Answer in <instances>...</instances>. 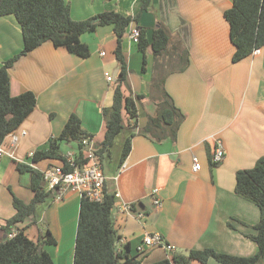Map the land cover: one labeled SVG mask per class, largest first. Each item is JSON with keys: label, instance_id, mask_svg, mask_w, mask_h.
I'll return each mask as SVG.
<instances>
[{"label": "crops", "instance_id": "0c3cea01", "mask_svg": "<svg viewBox=\"0 0 264 264\" xmlns=\"http://www.w3.org/2000/svg\"><path fill=\"white\" fill-rule=\"evenodd\" d=\"M66 1L75 20L110 10L133 16L141 13L123 38L128 79L122 89L126 96H143L138 101V124L122 134L124 141L134 132L124 163L119 165L121 148L118 154L110 152L105 158L111 172L105 173L106 186L119 193L112 212L118 249L129 246L130 254L146 264L207 247L237 256L253 255L257 245L247 234L255 232L260 209L238 195L235 186L237 171L252 168L264 156V46L258 54L232 60L235 46L224 12L233 0H151L145 11H141L142 0ZM161 25L169 31L171 45L159 58L149 46L144 71L143 53L132 42L130 30L144 26L151 38L152 30ZM81 40L90 46L87 58L45 41L9 69L11 94L31 90L37 105L3 142L11 155L0 157V240L5 235L2 227L16 213L13 194L26 203L34 196L30 174L20 172L18 162L29 164L31 152L47 148L50 138L60 134L73 113L97 144L104 140L102 110L112 105L115 88L106 73L115 76L120 69L114 53L117 37L112 25H99L82 34ZM23 47L16 17L0 16V67ZM185 49L189 57L186 65L180 56ZM162 78L164 82L155 87V79ZM163 88L183 117L175 138L166 126L153 130L161 139L142 131L149 117L157 113ZM123 116L129 126L125 110ZM14 135L18 140L12 146ZM218 140L225 158L214 165L211 158ZM68 144H61L62 152L70 151ZM195 158L202 164L198 171L193 170ZM51 163L43 160L34 167L44 169ZM155 188L162 199L159 207L152 199ZM81 200L77 192H67L62 198L50 192L36 212L16 224L13 231L25 228L30 238L38 240L49 229L57 243L43 248L54 264H73ZM154 232L162 234L175 251L168 252L163 246L138 251L144 236ZM206 264L221 263L210 259Z\"/></svg>", "mask_w": 264, "mask_h": 264}, {"label": "trees", "instance_id": "16d2710c", "mask_svg": "<svg viewBox=\"0 0 264 264\" xmlns=\"http://www.w3.org/2000/svg\"><path fill=\"white\" fill-rule=\"evenodd\" d=\"M150 1L142 0L141 11L147 10ZM140 14L125 15L110 10L85 20H75L71 16L70 5L66 0H0V16L14 15L21 25L24 37L23 49L0 67V145L20 128L37 105L36 94L31 90H24L15 96L11 94L10 67L21 56L33 51L45 41H51L56 47H64L72 54L87 58L91 50L90 46L81 40L82 34L94 31L99 25H112L117 37L114 53L120 69L115 80L113 103L102 110L106 121V133L104 140L98 143V155L103 164L104 159L111 154L116 137L129 127H137L138 124V101L143 96L141 94L126 96L122 86L127 84L128 79L123 38L132 22L139 21ZM224 17L230 25V38L235 46L232 56L234 62L248 57L255 48L264 46V0H233L232 7L225 10ZM139 28L141 35L137 46L143 53L145 71L146 49L151 46L157 58L165 55L171 45V36L163 25L152 30L151 38L147 36L146 27L139 26ZM183 52L180 56L186 65L189 62L188 51L185 49ZM163 82L164 78L155 79L153 83L158 88ZM124 110L131 121L129 126L124 120ZM182 118L181 112L163 88L158 100L157 113L149 117L142 131L153 133L161 139L162 136L155 134L153 130L166 126L169 134L175 138ZM133 135L134 132L131 131L123 141L119 165L124 163L130 152ZM87 137L91 136L82 128L80 117L73 113L60 134L50 138L47 148L36 149L33 152V156L30 157L31 164L17 163L20 172H29L30 188L34 196L29 203H26L13 194L16 213L2 227L5 235L0 240V264L16 262L54 264L51 254L43 248L44 244L57 243L49 229L40 234L38 240L30 238L25 228H18L13 237L8 235L13 232L16 224L24 222L33 215L38 205L45 202L50 194V191H46L44 187L42 170L34 167V164L49 160L54 162L50 165L61 164L67 167L66 152H62L61 144L77 142V149L82 151L83 155L80 141ZM235 192L256 203L260 209V220L253 226L255 232L247 234L257 245L253 255L237 256L207 247L192 249L188 254L174 253L169 258L149 264H191L193 261L206 264L210 259H215L221 264H261L264 258V156L259 158L252 168L237 171ZM115 203V192L110 191L106 183L104 198L101 201L82 197L73 264H146L130 254L129 246L122 250L118 249L119 236L112 213ZM229 225L233 227L231 223Z\"/></svg>", "mask_w": 264, "mask_h": 264}, {"label": "built area", "instance_id": "2783aa9c", "mask_svg": "<svg viewBox=\"0 0 264 264\" xmlns=\"http://www.w3.org/2000/svg\"><path fill=\"white\" fill-rule=\"evenodd\" d=\"M141 31L138 26H134L130 30V38L132 42L138 43ZM260 47L253 50L252 53L258 54ZM105 55V52H101ZM107 79L110 82H115L116 77L110 73H106ZM18 138L13 136L12 146H15ZM83 146V155L80 150H70L66 152V166L61 164H54L40 169L43 172V182L46 191L55 192L59 198H62L67 192H77L81 197L89 198L94 201H101L104 198V185L106 175L103 169L102 162L98 155V144L94 138L87 137L80 141ZM5 154L11 155L4 149L3 144L0 145V157ZM33 156V152L29 154ZM225 150L222 143L218 140L215 146L212 163L217 164L224 160ZM31 164V163H30ZM202 168L201 162L195 158L193 170L198 171ZM152 199L155 206L162 205V199L159 194V188L152 191ZM119 195L118 192L115 193ZM129 206H126V208ZM17 231L9 233V237L15 236ZM156 246H163L168 252H174L175 246L170 244L163 238L162 234L158 232L146 234L142 243L138 246V251L142 252Z\"/></svg>", "mask_w": 264, "mask_h": 264}, {"label": "rangeland", "instance_id": "374dc122", "mask_svg": "<svg viewBox=\"0 0 264 264\" xmlns=\"http://www.w3.org/2000/svg\"><path fill=\"white\" fill-rule=\"evenodd\" d=\"M123 133H121V134H119L117 137H116V139H115V142H114V145L112 146V148H111V152H112V154L113 155H116V153L118 154V152H119V149L121 148V151H122V146H123V141H122V135ZM120 145H122V146H120ZM66 146V145H65ZM69 148H70V150L72 149L73 150V147H75V149L74 150H76L77 149V142H73V143H70V144H68L67 145ZM71 146H73V147H71ZM121 154V153H120ZM103 163H104V172L106 173V174H108V175H110L111 174V172H110V163H109V160H108V158L107 159H104V161H103ZM45 169V168H44ZM113 175V174H112ZM109 186L110 187H112V184L110 183L109 184ZM44 227L45 228H47L46 227V225H44ZM46 231V230H45ZM20 263V262H19ZM20 264H22V263H20Z\"/></svg>", "mask_w": 264, "mask_h": 264}, {"label": "water", "instance_id": "95a60500", "mask_svg": "<svg viewBox=\"0 0 264 264\" xmlns=\"http://www.w3.org/2000/svg\"><path fill=\"white\" fill-rule=\"evenodd\" d=\"M118 73H119V69L117 70V72H116V74H115V77H117ZM40 249H41V248H40Z\"/></svg>", "mask_w": 264, "mask_h": 264}]
</instances>
